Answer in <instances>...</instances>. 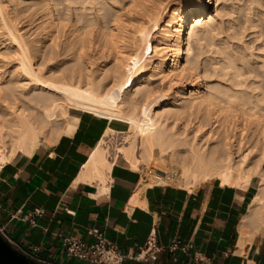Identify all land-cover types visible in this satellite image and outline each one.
<instances>
[{
  "label": "bare ground",
  "instance_id": "bare-ground-1",
  "mask_svg": "<svg viewBox=\"0 0 264 264\" xmlns=\"http://www.w3.org/2000/svg\"><path fill=\"white\" fill-rule=\"evenodd\" d=\"M27 1L30 3L25 7L33 10L39 29L38 33L34 31L36 34L31 41H26L15 24L11 25L17 16L9 13V5L0 4V16L4 11L0 18L1 28L7 30L13 46L10 51L13 49L16 55L9 70L4 71L0 66V166L18 156L30 157L36 149L47 147L51 141L54 143L61 134H71L83 114L97 116L107 125L85 163L84 179H96L105 188L112 165L122 160L140 173V188L175 183L189 189L190 184L216 179L222 185L246 189L257 179L248 213L239 228V246L261 232L264 227V53L258 56V62L250 64L242 48L238 55L221 49L219 60L208 65L205 60L201 63V52L196 51V44L217 30L215 18L224 10H219L218 5L227 0H176L166 5H163L164 0H121L122 5L112 4L107 14L104 10L106 16H103L111 24L105 23L96 32L101 38L99 42L103 43L102 49H106L109 60L106 58L105 65L108 67L101 65L97 69L83 61L82 56L86 55L81 54L87 42L84 38L90 40L88 33L96 27V19H89L77 7L75 14L74 8L67 6L69 2L65 8L59 6L65 0ZM77 1L83 0H75V3ZM214 1L216 8H213ZM80 3V8L85 5V2ZM130 19L144 22L138 26L139 43H136L139 45L133 41L128 43L132 38L129 40V30L126 31ZM80 21L82 23L77 26ZM61 28H68L65 32L69 31L70 36H67L71 37L69 42L64 41L67 42L64 51L71 55L76 50V56L72 55L74 58L68 60V65H49L42 49L46 38L54 39ZM64 33L61 35L65 36ZM260 44L264 49V41ZM202 65L205 74L207 65L213 66L209 68L214 71L211 74L219 71L220 76L227 77L226 82L205 83ZM153 77L166 83L169 89L174 86V92L161 98L154 95L150 87ZM185 84H189L190 89H186ZM117 107L126 114L125 130L130 133L126 134L128 139L126 137L117 149L118 153L110 157L108 145L105 148L103 144L116 130L114 113L117 111L114 109ZM57 121L59 123L55 124ZM135 199L133 197L131 202Z\"/></svg>",
  "mask_w": 264,
  "mask_h": 264
},
{
  "label": "crops",
  "instance_id": "crops-1",
  "mask_svg": "<svg viewBox=\"0 0 264 264\" xmlns=\"http://www.w3.org/2000/svg\"><path fill=\"white\" fill-rule=\"evenodd\" d=\"M106 125L102 118L83 114L74 131L61 134L51 147L0 166V226L10 245L29 252L37 264H89L69 257L63 240H92L85 231L95 226L130 255L154 233L161 243L173 237L189 243L199 264H264V227L238 244L254 195L250 185L244 189L213 179L189 189L169 184L140 188V173L122 162L112 165L105 188L96 179H84L85 163ZM37 209L40 215L34 214ZM122 264L195 263L182 253L162 251L149 261L126 258Z\"/></svg>",
  "mask_w": 264,
  "mask_h": 264
},
{
  "label": "rangeland",
  "instance_id": "rangeland-1",
  "mask_svg": "<svg viewBox=\"0 0 264 264\" xmlns=\"http://www.w3.org/2000/svg\"><path fill=\"white\" fill-rule=\"evenodd\" d=\"M14 1V2H13ZM22 1V2H21ZM56 1V0H55ZM58 1V0H57ZM59 1H61L62 2V0H59ZM64 1V0H63ZM70 1L71 0H65L64 2H62L59 6H62L63 8H65L66 7V4H67V2H69L68 4H67V6L70 8V7H72V8H74V12H75V14H77L76 13V10H78V11H80V9H81V11L80 12H82L83 11V13L85 14V16L87 15L88 17H89V19L91 18V19H96V21L95 22H97V25H96V23H95V25H96V27H94L93 28V34L92 33H88L89 34V37H90V40H91V42H90V40H88L89 38L88 37H86V38H84V41H87V42H85L84 43V47H83V49H85L84 51H82L81 50V54L82 55H86V56H82L83 58V61L85 60V62H87V64H90L92 67V69H97V67H101V65H102V67H104V68H106V67H108V65H105V62H106V64L108 63V60H109V58H107L108 57V55H107V53H105L106 51V49L105 50H103L102 49V44L103 43H101V42H99V40L101 41V38L98 36V30H100L101 29V26L103 27V25L105 24V23H108V24H106V25H109V24H111V21L109 22V21H107L106 20V17H104L103 18V16L105 15L106 16V14H107V11L109 12V10H110V7L112 8L113 7V5L112 4H114L115 5V7L116 6H118V5H122L123 3H122V1L124 2L125 0H104V1H102V0H94V1H92V0H89L90 2H86V1H88V0H83V1H80V2H82V3H84L85 2V5L84 4H82L83 5V7L85 6V9H83L82 8V5H81V8L79 7L80 6V2L79 1H77L76 3H75V0H74V2H72L71 1V3H70ZM105 1H106V3H105ZM113 1L115 2V3H117V4H115V3H113ZM174 2V1H176V0H164V4L163 5H166V4H168V2ZM3 2V3H2ZM10 2V4H8ZM11 2H13V3H11ZM24 2V3H23ZM92 2V3H91ZM95 2V3H94ZM103 2V3H102ZM112 2V3H111ZM167 2V3H166ZM224 3H222V4H220V5H218V8H219V10H220V8H223L224 10L221 12V14L223 15V14H226V15H219L220 17H222V18H220L219 16L218 17H216L215 19V23H217V25H218V27H217V30L215 29V33H212L211 35H210V37H208V38H206V39H204V40H206V41H204V40H201V42H199V44L197 45L196 44V51H198L199 53L201 52V54H200V61H201V63L202 62H205L206 64H208V65H211V63H213L214 61H216V59L217 60H219L218 58H220V55L218 54L220 51L219 50H221L222 49V51L223 52H228V51H230V53H237L236 55H238V52H242V49H243V55H245V59H246V61H248V62H252V63H250V64H253V63H256V62H258L259 60H260V58L258 57V56H260L262 53H264V49H262L261 47H260V43H262L264 40H263V38H264V35H261V34H263L264 33V0H227V1H223ZM5 3V4H4ZM18 3V4H17ZM27 3V4H26ZM29 1H27V0H0V4L2 5V6H4V5H6V6H11V7H7V10L9 11V13L11 14V15H13V16H17V17H15V18H13L14 20H16V21H13V19H12V22H11V25H13V24H15V27L19 30V33L20 34H22L23 36H24V38H26V41L29 39L30 41H31V39H33L34 37L33 36H35L34 34H36V33H38V31H39V29H38V21H36V18L34 17V13H33V10H31V9H28V8H26L25 6H29ZM79 5H78V4ZM97 3V4H96ZM119 3H121V4H119ZM166 3V4H165ZM217 2L216 1H214V4H213V8H216V4ZM13 4V5H12ZM14 4H16V5H14ZM22 4V5H21ZM25 4V5H24ZM65 4V5H64ZM71 4V5H70ZM74 4V5H73ZM75 4H77L76 6H75ZM92 4L94 5V6H92ZM111 6H110V5ZM70 5V6H69ZM108 5V6H107ZM15 6V7H14ZM17 6V7H16ZM58 6V8H60ZM65 6V7H64ZM74 6V7H73ZM222 6H224V7H222ZM21 7V8H20ZM76 7L78 8V9H76ZM99 7H101V8H103V9H101V10H98V8ZM107 7V8H106ZM17 8V9H16ZM23 8V9H22ZM24 8H25V10L27 9V15H26V12H25V10H24ZM89 8V9H88ZM12 9V10H11ZM21 9V10H20ZM76 9V10H75ZM107 9V10H106ZM13 10H18V12H13ZM104 10L106 11V14H104L105 12H104ZM222 10V9H221ZM226 10V11H225ZM72 11V10H71ZM73 11H72V13H73ZM77 11V12H78ZM102 11V12H101ZM111 11H112V9H111ZM4 12V11H3ZM3 12H2V15H3ZM20 12H22V13H20ZM1 13V12H0ZM14 13H16V14H14ZM24 13V14H23ZM31 13H32V15H31ZM5 14V13H4ZM18 14V15H17ZM19 14H22V15H19ZM78 14H79V12H78ZM2 15L0 16V18L2 17ZM24 15V16H23ZM26 15V16H25ZM97 16V18H95L96 16ZM23 16V17H22ZM33 16V17H32ZM83 16V18L85 17L83 14H81V17ZM93 16H95L94 18H93ZM31 17V18H30ZM88 17H86L85 19H87ZM102 17V18H101ZM20 18V19H19ZM34 20H33V19ZM82 18V19H83ZM99 18V19H98ZM18 19V20H17ZM98 19V20H97ZM103 19L104 20H106V21H103ZM126 19V18H125ZM222 19V20H221ZM84 20V19H83ZM102 20V22H99V21H101ZM219 20V21H218ZM30 21V22H29ZM35 21V22H34ZM82 21V20H81ZM80 21V23H78L77 24V26L78 25H80L82 22ZM87 20H85V21H83V22H86ZM128 21H131V24H133L132 25V28L133 27H136V28H133V30H132V28H131V24H130V22H128L127 23V26H126V22L127 21H125L124 22V24H125V26H126V31H128L127 33H128V35H129V40H130V37L132 36V38H133V40H132V38H131V40L130 41H128V43L129 42H131V41H133L134 42V44L135 45H139L138 43V41H137V39H138V37H139V28L140 27H138V26H142V25H140V24H142V23H144V22H141V21H139V20H128ZM15 22V23H14ZM98 22L100 23V25H98ZM141 22V23H140ZM1 23H2V21H1V19H0V28H1ZM32 23H34V24H32ZM148 23V22H147ZM30 24H31V26H30ZM146 24V23H145ZM18 25V26H17ZM37 25V26H36ZM148 25H149V23H148ZM98 26H100V27H98ZM147 26V25H146ZM33 27L35 28L34 30H33ZM37 28V29H36ZM128 28V29H127ZM138 28V30H136ZM262 28V29H261ZM21 29V30H20ZM31 29V31H29ZM61 29H62V31H61ZM60 29V31L61 32H65V30H68V28H61ZM88 28L86 27V30H87ZM36 30H38V31H36ZM64 30V31H63ZM136 30V31H135ZM260 30H261V32H260ZM7 30L4 28V30H3V28H1L0 29V50L2 49V50H4V51H0V66L2 67L3 66V70L4 71H7V69L9 70L10 68H11V65H12V63H13V61H14V57H16V55H15V53H14V50L13 49H11V51H10V47H11V42L9 41V36L7 35ZM36 33H35V32ZM59 31V30H58ZM134 31V32H133ZM2 32H5V33H2ZM61 32H57L58 34H55L56 35V37L54 38V39H57V40H55V42H57V43H55L54 42V39H50L49 40V38H46V42H45V46L43 47V49H42V53H44V56H45V58L46 59H49V65H54V66H64V63H65V65H68V62L70 61V60H72L73 58H74V56H72V55H75L76 56V50L74 51L73 50V52L72 51H69V52H72L71 53V55H69L70 53H68V51L67 50H65L64 51V47L66 48V43L67 42H69L68 41V39H71V37H68L67 36V34H68V32L66 33H64L65 34V36H63V34L61 35ZM95 32V33H94ZM97 32V33H96ZM127 33L125 32V34L127 35ZM131 33V34H130ZM134 33V34H133ZM3 34V35H2ZM5 34V35H4ZM32 34V35H31ZM59 34L61 35V36H59ZM70 34V33H69ZM68 34V35H69ZM91 34L93 35V36H91ZM94 34H96V36L94 35ZM27 37H26V36ZM54 35V36H55ZM57 35H58V38H57ZM134 35H136L135 37H134ZM213 35V36H212ZM2 36V37H1ZM30 38H29V37ZM63 36V37H62ZM70 36V35H69ZM88 36V35H87ZM4 37V38H3ZM8 37V38H7ZM61 39H60V38ZM65 37V38H64ZM94 37V38H93ZM96 37V38H95ZM97 37H99V38H97ZM128 37V36H127ZM7 38V39H6ZM63 38V39H62ZM135 38V39H134ZM257 38H258V40H257ZM4 39V40H3ZM86 39V40H85ZM95 39H96V41H95ZM99 39V40H98ZM128 39V38H127ZM209 39V40H208ZM51 40H53V42L51 41ZM60 40V41H59ZM93 40V41H92ZM64 41H67L66 43L64 42ZM98 41V42H97ZM136 41L138 42V43H136ZM6 42V43H5ZM50 42H52L51 44H50ZM59 42V43H58ZM94 42V43H93ZM97 42V43H96ZM211 42H213V43H211ZM89 43H91V44H89ZM99 43V44H98ZM152 43V42H151ZM224 43V44H223ZM2 44H4V45H2ZM46 44H49V45H51V46H49V45H47L46 46ZM53 44V45H52ZM55 44H56V46H55ZM57 44H58V46H57ZM86 44V45H85ZM94 44V45H93ZM226 44V45H225ZM59 45L61 46V48L62 49H60V47H59ZM204 45V46H203ZM63 46V47H62ZM88 46H89V48H88ZM201 46V47H200ZM218 46H219V48H218ZM228 47V49H227V47ZM6 47V48H5ZM9 47V48H8ZM53 47H57L56 49L55 48H53ZM98 47V48H97ZM104 47V46H103ZM141 47V46H140ZM220 47H222V48H220ZM235 47V48H234ZM239 47V48H238ZM261 48V49H258V48ZM11 48H13V46L11 47ZM46 50H45V49ZM87 48V49H86ZM95 48V49H94ZM101 48V49H100ZM199 48H200V50H199ZM235 49V51H234V49ZM242 48V49H241ZM247 50H246V49ZM5 49H7V53H6V51H5ZM54 49H55V51H54ZM60 49V50H59ZM100 51H99V50ZM206 49V50H205ZM216 49H218V50H216ZM224 49V50H223ZM230 49V50H229ZM240 49V50H239ZM12 50H13V54H12ZM48 50H50V51H48ZM89 50V51H88ZM92 50V51H91ZM98 50V51H97ZM202 50H204L203 51V53H202ZM239 50V51H238ZM244 50H246V51H244ZM48 51V52H47ZM56 51H58V52H56ZM62 51V52H61ZM101 51H102V53H101ZM207 51V52H206ZM217 53H216V52ZM263 51V52H262ZM1 52H3V53H1ZM56 52V53H55ZM79 52V51H78ZM77 52V53H78ZM93 52V53H92ZM100 52V53H99ZM245 52V53H244ZM250 52V53H249ZM12 55H11V54ZM45 53H46V55H45ZM58 53H59V56H60V54H62L60 57L58 56ZM90 53V54H89ZM104 53V54H103ZM241 53V54H242ZM252 53V54H251ZM2 54V55H1ZM6 54H8V55H6ZM101 54V55H100ZM203 54V55H202ZM14 55V56H13ZM53 57H52V56ZM68 56L67 58H66V56ZM92 55V56H91ZM97 55H99V56H97ZM106 55V56H105ZM248 57H247V56ZM4 56H5V58H4ZM42 56V55H41ZM44 56H43V58H44ZM47 56V57H46ZM50 56V58H48ZM56 56V57H55ZM103 56V57H102ZM218 56V57H217ZM253 56V57H252ZM13 57V58H12ZM71 57V58H70ZM85 57V58H84ZM102 57V58H101ZM205 57V58H204ZM54 58H57V60L56 59H54ZM108 60H107V59ZM211 58V59H210ZM249 58V59H248ZM253 58V59H252ZM7 59H9L10 61V63H8V61H7ZM60 59V60H59ZM66 59H67V61H66ZM70 59V60H69ZM96 59V60H95ZM100 59H103V60H100ZM213 59H215V60H213ZM52 60L54 61V63H51L52 62ZM56 60V61H55ZM69 60V61H68ZM87 60V61H86ZM93 60V61H92ZM105 60V61H104ZM203 60H205V61H203ZM212 60V61H211ZM48 61V60H47ZM63 61V62H62ZM65 61V62H64ZM89 61H91L90 63H89ZM4 62H6V63H4ZM59 62V63H58ZM98 62V63H97ZM208 62V63H207ZM8 63V64H7ZM93 63V64H92ZM97 63V64H96ZM5 64V65H4ZM7 64V65H6ZM11 64V65H10ZM57 64V65H56ZM60 64V65H59ZM96 64V65H95ZM144 64H146L147 65V61H146V63L144 62ZM98 65V66H97ZM145 65V66H146ZM207 65V68H208V72H206V74H205V72H203L204 70L203 69H205V66H201L200 68H201V70H202V73H204L203 75H202V77H203V79H204V82L205 83H210V84H213L214 82L215 83H225L226 82V76H220L219 74V71H217V73H218V75H217V73H216V75L215 74H211V71L212 72H214L213 70H210L209 71V66ZM5 66V67H4ZM106 66V67H105ZM217 66V65H216ZM216 66H214L215 68H218V67H216ZM129 67V66H128ZM127 67V68H128ZM204 67V68H203ZM213 67V66H212ZM211 67V68H212ZM199 68V69H200ZM210 68V69H211ZM214 68V69H215ZM213 69V68H212ZM218 70V69H217ZM207 75V76H206ZM212 75V76H211ZM245 76V75H244ZM248 75H246V77H247ZM226 77V78H225ZM154 78V77H153ZM151 78L150 80V87L153 89H151V91H152V93L155 95H158L159 96V98H161L162 96L163 97H165V96H167V95H171L174 91L173 90H175V87L174 86H172L170 89L169 88H167L168 86H166V83H165V85H164V83H161V81L160 80H158V78ZM206 78V79H205ZM218 78V79H217ZM211 79V80H210ZM206 80V81H205ZM223 80V81H222ZM208 81V82H207ZM213 82V83H212ZM214 83V84H215ZM152 85V86H151ZM186 85V84H185ZM154 86V87H153ZM186 87V89H190V85L188 84V85H186L185 86ZM155 89V90H154ZM161 96V97H160ZM157 97V96H156ZM118 109L120 108V107H117ZM117 108H115L114 109V112H116V114L114 113V120H115V131H114V136H113V134L112 135H110L109 136V138H107L106 140L107 141H105L104 143L105 144H103L104 145V147L106 148L107 146L106 145H108V147L106 148L107 149V151H109L108 152V155L110 156V157H112L114 154H115V152L116 153H118L117 151V149L122 145V143L124 142V141H126V137H127V139H128V136L127 135H129L128 133H130V132H128L129 130L127 129V130H125L126 129V127H125V125H126V122H127V116H126V114L123 112V109L122 110H118ZM122 111V112H121ZM120 112V113H119ZM118 114V115H117ZM120 114V115H119ZM125 114V115H124ZM117 115V116H116ZM126 118V119H125ZM123 119V120H122ZM118 121H120V122H118ZM125 121V122H124ZM59 122L57 121L55 124H58ZM119 123V124H118ZM125 130V131H124ZM124 131V132H123ZM116 133V134H115ZM127 134V135H126ZM122 137H124L125 138V140H124V138L122 139ZM118 139V140H117ZM51 142H53V141H51ZM51 142H49L48 144H47V147H45V148H48V147H50L52 144H51ZM114 143V144H113ZM124 144V143H123ZM45 148H41V149H45ZM111 149V150H110ZM113 150V151H112ZM120 162H122V163H124V165L126 164L123 160L122 161H120ZM127 165V164H126ZM147 164H145V166H146ZM148 166V165H147ZM197 184H199V183H194V184H190L189 186H190V188H192V187H195ZM169 185H173V186H177L175 183H172V184H169ZM192 185V186H191ZM256 185H257V179H253L252 180V182H251V185H250V187L252 188V190H253V192H255V189H256ZM178 187V186H177ZM187 188V187H186ZM189 188V187H188Z\"/></svg>",
  "mask_w": 264,
  "mask_h": 264
},
{
  "label": "built area",
  "instance_id": "built-area-1",
  "mask_svg": "<svg viewBox=\"0 0 264 264\" xmlns=\"http://www.w3.org/2000/svg\"><path fill=\"white\" fill-rule=\"evenodd\" d=\"M41 213L42 210L40 209L34 211L35 215H40ZM85 234L88 238H92V240L67 237L64 238L63 244L69 257L89 264H122L126 258L136 261H149L162 251H167L172 255L179 252L191 257L195 264L201 262L200 257H197L196 253L191 251L192 246L189 243L182 242L178 237H173L167 243H161L157 241L155 234L151 233L145 243L137 246L136 250L130 255L124 253L114 242L106 240L102 232L95 226L88 227ZM0 235L5 239L6 234L2 226H0ZM11 246L19 251L20 247L16 243H13ZM33 251H36V249H33ZM22 254L34 261L29 252L24 251Z\"/></svg>",
  "mask_w": 264,
  "mask_h": 264
},
{
  "label": "water",
  "instance_id": "water-1",
  "mask_svg": "<svg viewBox=\"0 0 264 264\" xmlns=\"http://www.w3.org/2000/svg\"><path fill=\"white\" fill-rule=\"evenodd\" d=\"M0 264H37L14 249L0 235Z\"/></svg>",
  "mask_w": 264,
  "mask_h": 264
}]
</instances>
